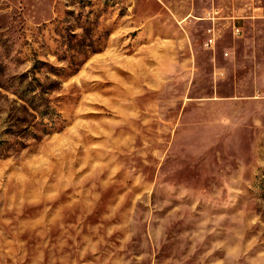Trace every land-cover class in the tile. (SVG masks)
Listing matches in <instances>:
<instances>
[{"label": "rangeland", "instance_id": "374dc122", "mask_svg": "<svg viewBox=\"0 0 264 264\" xmlns=\"http://www.w3.org/2000/svg\"><path fill=\"white\" fill-rule=\"evenodd\" d=\"M0 264H264V0H0Z\"/></svg>", "mask_w": 264, "mask_h": 264}, {"label": "crops", "instance_id": "0c3cea01", "mask_svg": "<svg viewBox=\"0 0 264 264\" xmlns=\"http://www.w3.org/2000/svg\"><path fill=\"white\" fill-rule=\"evenodd\" d=\"M205 12L204 13H206L207 12V18H209V19H211V20H215V19H217L218 17L215 15V14H218V12L220 11V7H215V6H213L212 8H211V10L209 11V10H204ZM187 15V14H186ZM185 15V18H187L188 17V15L186 16ZM214 23H212V25H213ZM235 28H238L239 30H240V28H239V26L235 23V22H233L232 23V29H233V31H234V29ZM208 29H210L209 31H208ZM206 31L208 32V33H211L213 30H214V27L213 28H208ZM209 38H215V37H209ZM208 38V39H209ZM207 39V40H208ZM206 40V41H207ZM206 41H205V43H206ZM204 43V44H205ZM213 45V44H212ZM212 45H205V46H207V47H209V46H212Z\"/></svg>", "mask_w": 264, "mask_h": 264}, {"label": "trees", "instance_id": "16d2710c", "mask_svg": "<svg viewBox=\"0 0 264 264\" xmlns=\"http://www.w3.org/2000/svg\"><path fill=\"white\" fill-rule=\"evenodd\" d=\"M43 107L44 108L42 110H39V113L41 114V116H47L49 119L51 118V121H53V123H55L54 117L58 116L57 113L53 110L52 107H49L48 104L44 105Z\"/></svg>", "mask_w": 264, "mask_h": 264}, {"label": "built area", "instance_id": "2783aa9c", "mask_svg": "<svg viewBox=\"0 0 264 264\" xmlns=\"http://www.w3.org/2000/svg\"><path fill=\"white\" fill-rule=\"evenodd\" d=\"M210 29H208V31H209ZM233 33L234 34H239L240 33V30L238 29V28H235L234 29V31H233ZM213 42H214V39L213 38H209L207 41H206V43H205V45H212L213 44Z\"/></svg>", "mask_w": 264, "mask_h": 264}]
</instances>
